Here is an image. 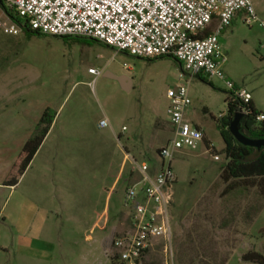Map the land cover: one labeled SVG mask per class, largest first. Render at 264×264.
I'll return each instance as SVG.
<instances>
[{"label": "rangeland", "instance_id": "obj_1", "mask_svg": "<svg viewBox=\"0 0 264 264\" xmlns=\"http://www.w3.org/2000/svg\"><path fill=\"white\" fill-rule=\"evenodd\" d=\"M252 1L264 21V0ZM223 30L222 69L264 113V28L236 17ZM182 69L172 57L0 29V264H111L113 239L130 224L124 193L131 156L157 162L173 135L167 91L179 82L188 85L187 116L204 140L175 153L172 253L160 243L148 264H258L243 255H264L262 185L256 179L226 192L221 177L217 120L227 113L229 90L220 79ZM46 108L56 113L48 134L17 184L4 185ZM102 119L110 127H99Z\"/></svg>", "mask_w": 264, "mask_h": 264}, {"label": "built area", "instance_id": "obj_2", "mask_svg": "<svg viewBox=\"0 0 264 264\" xmlns=\"http://www.w3.org/2000/svg\"><path fill=\"white\" fill-rule=\"evenodd\" d=\"M3 1L16 18L4 12L0 16V29L7 35L17 36L29 28L43 35L95 39L132 56L172 57L190 77L205 74L222 80L239 100L238 110L242 108L248 114L246 104L252 94L227 78L222 69L225 57L219 36L238 15L245 24L258 22L264 28L252 0ZM214 20L217 22L211 28ZM88 71L100 74L96 68ZM167 98L172 138L158 149L154 165L131 156L132 173L139 178L125 189L130 224L113 239L111 258L116 264H148L151 250L160 243L172 253L173 186L177 179L172 161L177 151L202 142L204 133L187 116L192 103L187 83L169 88ZM257 120H264V114ZM99 127H110V123L102 119Z\"/></svg>", "mask_w": 264, "mask_h": 264}, {"label": "trees", "instance_id": "obj_3", "mask_svg": "<svg viewBox=\"0 0 264 264\" xmlns=\"http://www.w3.org/2000/svg\"><path fill=\"white\" fill-rule=\"evenodd\" d=\"M0 8L8 16L16 19L13 13L8 9L5 2L0 0ZM26 35L43 36L36 30L26 28L24 30ZM56 37V36H55ZM63 39L71 40H91L99 42L95 39L84 37H61ZM197 76H200L198 74ZM227 113L217 120V126L220 131L221 137L224 141L223 153L225 154V163L221 167V177L227 183L226 192L238 186H251L256 179H259L262 186L260 190L264 191V147L257 149L254 147L244 146L239 143L229 130L230 122L232 121L234 113L238 110L240 104L239 100L234 98L232 92L229 91L226 99ZM248 114L245 115L243 121L242 132L251 138L261 139L264 138V120L258 121L257 116L264 114L257 110L253 101L251 100L246 104ZM56 113L50 108H46L38 123L35 126L34 133L24 144L19 160L16 165V173L4 182V185L14 186L17 184L19 177L22 176L24 171L31 163L36 151L40 147L44 138L48 134ZM158 151V150H157ZM132 175V173L130 174ZM245 261H252L258 264H264V255L256 251H249L243 255ZM111 264H116L114 259L111 258Z\"/></svg>", "mask_w": 264, "mask_h": 264}, {"label": "water", "instance_id": "obj_4", "mask_svg": "<svg viewBox=\"0 0 264 264\" xmlns=\"http://www.w3.org/2000/svg\"><path fill=\"white\" fill-rule=\"evenodd\" d=\"M116 78L122 83L125 89H128L129 80L127 77L121 76V77H116ZM244 119H245V114L242 112V108H240L238 111L234 113L232 121L230 122L229 130L231 134L242 145L261 149L262 147H264V138H261V139L251 138V137L246 136L242 132Z\"/></svg>", "mask_w": 264, "mask_h": 264}, {"label": "crops", "instance_id": "obj_5", "mask_svg": "<svg viewBox=\"0 0 264 264\" xmlns=\"http://www.w3.org/2000/svg\"><path fill=\"white\" fill-rule=\"evenodd\" d=\"M236 17H240V19H241V15H238V16H236ZM236 17L234 18V20L236 19ZM234 20L232 21V23L234 22ZM242 20V19H241ZM216 20H214L213 22H212V24H211V28L212 27H214L215 26V24H216ZM229 27H227V28H225L223 31H225V30H227ZM219 41H220V36H219ZM198 126V125H197ZM199 127V126H198ZM200 128V127H199ZM152 171H154V169L152 168ZM132 173V172H131ZM139 178V176L137 175V174H134V173H132V175H130V180H132V181H130V184L131 183H133V182H135L137 179ZM46 181V180H45Z\"/></svg>", "mask_w": 264, "mask_h": 264}]
</instances>
